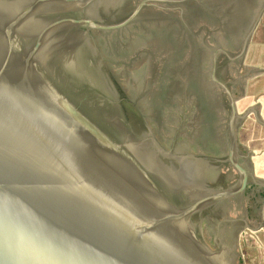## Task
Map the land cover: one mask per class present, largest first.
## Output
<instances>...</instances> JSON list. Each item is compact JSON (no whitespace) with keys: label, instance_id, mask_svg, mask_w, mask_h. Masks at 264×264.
Returning <instances> with one entry per match:
<instances>
[{"label":"water","instance_id":"obj_1","mask_svg":"<svg viewBox=\"0 0 264 264\" xmlns=\"http://www.w3.org/2000/svg\"><path fill=\"white\" fill-rule=\"evenodd\" d=\"M95 1L0 7V264H222V253L189 224L194 213L249 184L251 172L236 154V100L224 87L232 108L229 160L241 176L235 187L195 201L183 189L187 200L176 205L168 199L174 188L154 185L167 211L156 199L131 200L124 182L130 173L155 182L157 175L118 161L142 162L116 127L126 100L108 93L85 38L91 28L127 26L148 0L111 23L84 12Z\"/></svg>","mask_w":264,"mask_h":264},{"label":"rangeland","instance_id":"obj_2","mask_svg":"<svg viewBox=\"0 0 264 264\" xmlns=\"http://www.w3.org/2000/svg\"><path fill=\"white\" fill-rule=\"evenodd\" d=\"M141 1L96 0L84 12L100 22H119ZM85 41L112 99L125 98L132 107L122 102L123 119H115L116 127L133 153L155 170V185L174 188L170 203L184 204L183 189L196 191L190 181L186 185V178L181 180L178 170L192 168L189 174L194 175L207 169L197 174L204 186L199 199L239 183L240 173L229 160L232 108L224 87L232 92L238 115L243 105L259 109L260 103L254 104L255 97L247 96L245 88L261 71L249 65L248 53L251 45L264 48V0H148L127 26L111 31L91 28ZM259 59L264 65V58ZM241 122L238 117L237 133ZM237 142L240 164L252 171L251 149ZM180 156L190 164H179ZM206 173L205 181L200 174ZM249 184L244 192L194 213L189 224L214 252L222 253V264H245L244 242L255 239L246 226ZM249 201L253 207L255 199Z\"/></svg>","mask_w":264,"mask_h":264},{"label":"crops","instance_id":"obj_3","mask_svg":"<svg viewBox=\"0 0 264 264\" xmlns=\"http://www.w3.org/2000/svg\"><path fill=\"white\" fill-rule=\"evenodd\" d=\"M252 46L248 53L252 62L249 65L261 71L253 81L248 80L245 94L250 97L254 96V104L260 103V107L257 109L243 105L239 108V117L242 122L241 129L237 133V140L239 139L249 150L251 149L250 159L254 155L253 168L252 171L249 170L251 172L249 185L252 186V192L248 196V201L252 202L255 199V205L252 207L247 201L246 226L247 234L252 235L253 233L255 239L248 240V238L246 243L244 242L243 251L245 264H264V65L260 64L259 59L260 56L264 58V48L261 49L262 46L257 45L252 48ZM260 118L261 122H259ZM243 157L247 158L245 155ZM252 229H255V233Z\"/></svg>","mask_w":264,"mask_h":264},{"label":"bare ground","instance_id":"obj_4","mask_svg":"<svg viewBox=\"0 0 264 264\" xmlns=\"http://www.w3.org/2000/svg\"><path fill=\"white\" fill-rule=\"evenodd\" d=\"M28 1L30 2V0H0V7H5V8H27L28 9ZM224 7H225V5H224ZM46 9H50L51 11L59 10V9H52V7H48ZM131 157H133V156H131ZM131 157L130 158H124V159L120 157V160H118V161L119 162L122 161L124 166L128 167L132 171H133V169L134 170H138L139 168L140 169L144 168L145 163H143V162H140V163L132 162L133 159ZM177 160H178L179 164H181V162H183V161H191L188 158H184L182 156H180ZM184 163L188 164L189 162H183L182 164H184ZM140 164H142L143 166H141ZM110 165H112V164H110ZM105 166H107V165H105ZM192 166H194V165L192 164ZM108 168H106V170H110L111 166H110L109 169ZM189 168H191V167H189ZM193 168H196V167L194 166ZM202 169H204L205 172H208L206 168L202 167ZM202 169H200V171H196L197 173H195L194 175L193 174L192 175L189 174L190 171H193L192 168H191V170L189 172H186L185 170H178L179 175L181 176V180L186 178V182H185L186 185L189 184V181H190V186H192L193 188H196V191L194 190V193H192L195 198H198L197 196L201 193L200 189H203L202 187H200V183L202 184V181L201 182L197 181V174L200 173L202 171ZM133 172L135 173V171H133ZM184 172H186V173H184ZM134 173H130V179H127V180L124 179L125 180L124 182L126 183V187L130 190V199L132 198L131 200H133L135 197L141 196V199L142 200L145 199V202H147L146 205L149 204V200H155L156 199L157 200V204L160 207V209H163L164 211L168 210L169 204L162 200V197H161L162 195L159 194V192H160L159 190H158L159 192H156V188L154 186L155 182L152 181V180H149L147 178L141 177L138 174H136V173L134 174ZM195 175H196V177H195ZM200 175L199 176H200L201 179H203L205 181L207 180L206 177L208 176V173H206L205 175H202V174H200ZM191 176L193 178H190ZM151 181H152L153 184L151 183ZM171 181L173 183V179ZM178 181H179V179H178ZM174 182H176V181H174ZM176 185H174V186L176 187ZM184 186H185V184H184ZM176 189H177V187H176ZM162 190H163V192H165V189H162ZM124 192H126V191L124 190ZM143 206H144V204H143ZM181 227L184 230L183 232H185V233H187L189 231V228H190L189 226H187V223H185V222L181 223ZM180 236L183 237V236H186V235L181 234ZM186 237L188 239L189 236L187 235Z\"/></svg>","mask_w":264,"mask_h":264},{"label":"trees","instance_id":"obj_5","mask_svg":"<svg viewBox=\"0 0 264 264\" xmlns=\"http://www.w3.org/2000/svg\"><path fill=\"white\" fill-rule=\"evenodd\" d=\"M125 104L130 106V103L125 102ZM130 108H132V107L130 106ZM133 110H134L135 113H139L137 109H133Z\"/></svg>","mask_w":264,"mask_h":264},{"label":"flooded vegetation","instance_id":"obj_6","mask_svg":"<svg viewBox=\"0 0 264 264\" xmlns=\"http://www.w3.org/2000/svg\"><path fill=\"white\" fill-rule=\"evenodd\" d=\"M250 179H251V175L249 176V182L251 181Z\"/></svg>","mask_w":264,"mask_h":264}]
</instances>
